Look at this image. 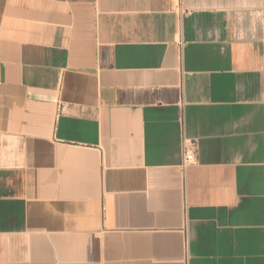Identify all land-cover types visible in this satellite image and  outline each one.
<instances>
[{
	"label": "crops",
	"instance_id": "1",
	"mask_svg": "<svg viewBox=\"0 0 264 264\" xmlns=\"http://www.w3.org/2000/svg\"><path fill=\"white\" fill-rule=\"evenodd\" d=\"M0 264H264V0H0Z\"/></svg>",
	"mask_w": 264,
	"mask_h": 264
},
{
	"label": "built area",
	"instance_id": "2",
	"mask_svg": "<svg viewBox=\"0 0 264 264\" xmlns=\"http://www.w3.org/2000/svg\"><path fill=\"white\" fill-rule=\"evenodd\" d=\"M181 168L184 170L197 161L198 143L195 139L187 137L184 133L181 135Z\"/></svg>",
	"mask_w": 264,
	"mask_h": 264
}]
</instances>
